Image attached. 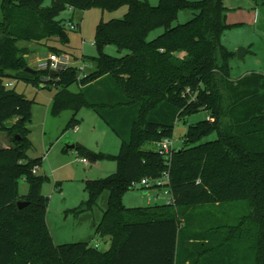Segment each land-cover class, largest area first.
Returning <instances> with one entry per match:
<instances>
[{"label":"trees","instance_id":"1","mask_svg":"<svg viewBox=\"0 0 264 264\" xmlns=\"http://www.w3.org/2000/svg\"><path fill=\"white\" fill-rule=\"evenodd\" d=\"M0 0V132L13 145L0 148V264H264V74L232 79L236 54L221 38L228 27L223 0ZM264 4V0H261ZM127 7L122 19L100 21L95 33V71L79 78L70 67L52 77L48 68L24 71L30 50L22 42L69 45L68 30L57 18L67 11ZM181 11L191 21L175 25ZM163 33L149 40V35ZM114 46L113 57L105 52ZM60 54L55 45L48 47ZM87 57H84V61ZM46 89L56 86L52 115L92 109L121 140L118 155L75 145L92 162L111 160L117 171L88 179V200L73 212L92 211L105 192L109 201L95 224L111 246L53 243L47 225L50 198L33 171L40 160L28 152L27 124L34 100L10 83ZM77 82L80 91H69ZM200 111L208 118L189 126L182 149L170 164L145 144L172 138L177 121ZM16 120L12 126H7ZM77 120H74L76 124ZM74 124V125H75ZM216 134L213 141L204 139ZM19 136V139L16 137ZM171 177L174 203L129 209L124 196L133 182ZM26 179L29 193H18ZM27 201L23 209L18 202ZM204 215L207 225L194 224Z\"/></svg>","mask_w":264,"mask_h":264},{"label":"rangeland","instance_id":"2","mask_svg":"<svg viewBox=\"0 0 264 264\" xmlns=\"http://www.w3.org/2000/svg\"><path fill=\"white\" fill-rule=\"evenodd\" d=\"M148 1L150 4L157 6L160 0H140ZM190 2L199 0H187ZM227 8L228 27L224 31L221 42L225 49L234 52L236 55L229 61L231 65L230 76L232 79H238L249 72L264 74V4L261 0H223ZM50 6V0H46L44 7ZM128 12L127 7H121L114 12L103 11L100 8H91L89 10L74 11L67 9L57 18L64 23L68 30L70 40L68 46L56 42L48 44L55 45L63 54L70 55L82 61L87 57L84 65L83 74L79 71V78L94 72L95 62L91 59L97 57L98 53L94 46L96 28L100 21L109 22L115 19H122ZM193 13L191 11H181L178 15V24H184L191 21ZM73 24V27L70 24ZM163 33L162 29L156 30L149 35V40L159 37ZM30 50L26 57L27 67L33 70L42 69L48 65L50 56L55 54L47 45H36L22 42L20 47ZM246 49L243 60L239 59L237 52L240 49ZM105 52L109 55L123 56L128 52L119 53L114 46H108ZM62 54V53H60ZM79 68L83 64L75 63ZM82 74V75H81ZM17 91L26 96L29 100H34L32 108L31 122L27 124L29 130L28 139L32 143V148L28 152L31 159L40 160L39 168L36 170V176L43 178L42 193L50 198L48 208L47 225L50 229L53 243L75 244L91 243L92 246L98 247L101 251L110 248L111 242H105L96 235L95 224L102 219L103 213L107 209L109 194L105 192L98 202V205L87 213L77 215L73 210L79 207L83 202L88 200L85 192V183L88 179H102L110 176L117 171L118 165L114 161L104 160L92 162L89 158L88 164H83L81 160L86 158L77 149L67 151L65 148L70 147L78 139L88 140V148L92 152L105 153L109 155H118L120 151V140L114 132L106 130L104 122L96 126L92 133L89 125H94L90 120L91 117L98 118L95 113L88 107L81 109L77 114L73 110H64L58 115H52V99L57 92L56 86L41 89L32 85H25L22 81L15 85ZM80 85L75 82L70 85L69 91L77 93ZM50 107L49 120L46 124V112ZM209 114L200 111L196 115L188 117L186 120L177 121L172 138L174 149H182L183 141L188 132V127L197 124V122L207 119ZM74 120L81 123L87 120V127L81 131H75ZM16 120H11L7 126H12ZM105 131L107 132L106 135ZM216 134L204 139V142L213 141ZM48 139H51L49 142ZM48 142H47V141ZM7 143L10 147L13 142L9 135L0 132V148ZM46 143V144H45ZM145 150H151L154 146L145 144ZM18 193L24 197L29 193L30 184L25 179L18 180ZM145 190L140 187L132 189L124 196V205L129 209L137 207H147L152 205H166L167 198L160 195L155 189ZM208 221L202 214L196 218L195 225L201 227L207 225ZM101 242V243H100ZM98 244V245H97Z\"/></svg>","mask_w":264,"mask_h":264},{"label":"built area","instance_id":"3","mask_svg":"<svg viewBox=\"0 0 264 264\" xmlns=\"http://www.w3.org/2000/svg\"><path fill=\"white\" fill-rule=\"evenodd\" d=\"M70 26L73 27V24L71 23ZM48 65H45L43 68H48L49 71H66L70 67H76L82 74L84 72V61H80L75 58H72L70 55L68 56L67 54H53L50 56ZM75 63H80L83 64L82 67H77ZM81 74V75H82ZM83 77V75H82ZM81 77V78H82ZM9 86H13V83H10ZM154 149L159 152L161 156H163L168 162L171 159L172 151L174 150L172 146V141L169 138H166L165 140L156 142L153 144ZM83 163H87V160H83ZM170 164V162H169ZM36 169H34V173H36ZM170 182H171V177H169V172L163 173V175L157 179H148L145 178L142 181L138 182H133L131 188L136 189L140 187L142 190H145V194L147 193L148 190L155 189L158 192V198L160 195L163 194L167 198L166 205L168 204H173L174 203V197L173 193L171 192L170 188Z\"/></svg>","mask_w":264,"mask_h":264},{"label":"crops","instance_id":"4","mask_svg":"<svg viewBox=\"0 0 264 264\" xmlns=\"http://www.w3.org/2000/svg\"><path fill=\"white\" fill-rule=\"evenodd\" d=\"M249 53V51L246 53V54H248ZM245 54V55H246ZM85 57V56H84ZM84 57H83V59H84ZM76 59V58H75ZM82 59V61H84ZM79 60V59H78ZM86 61V60H85ZM85 61H84V64H85ZM13 83V85L15 86L17 83H20V82H15V81H13L12 82ZM25 83V82H24ZM25 85H28V84H26L25 83ZM79 91H80V89H79ZM78 91V92H79ZM77 92V93H78ZM52 105H51V107H53V99H52ZM92 110V109H91ZM49 111H50V107H48V110H47V112H46V115H45V118H46V124H47V121L49 120ZM93 111V110H92ZM74 112V111H73ZM94 112V111H93ZM95 113V112H94ZM95 115H96V113H95ZM97 116V115H96ZM98 118H94V117H91V121L94 123V125H89V130L93 133L94 132V130L96 129V126H100V125H102L101 124V122H104L103 121V119H101L99 116H97ZM101 121V122H100ZM87 124H89V123H87V120L86 121H83L82 123H81V121H79V120H77L76 121V124H75V131L77 132H79V131H81L82 129L84 130L86 127H87ZM104 124H105V126L106 127H104V128H108V129H106V130H108V132H109V130H111L108 126H107V124L104 122ZM81 129V130H80ZM107 134V132L105 131V134L104 135H106ZM119 140H120V138H119ZM47 141V140H46ZM48 141L50 142L51 141V139H48ZM47 141V142H48ZM120 142H121V140H120ZM46 144V143H45ZM76 144H80V145H82L83 147H86L87 145H88V140L87 141H84V140H80V139H78L77 141H75V143L73 144V145H76ZM120 145H121V143H120ZM10 147V144L9 143H7L6 145H4V147H1L2 149H8ZM121 148V147H120ZM67 151H72V149H75V146H74V148H72V149H68V147L67 148H65ZM83 160L84 159H82L81 160V162L83 163ZM83 164H88V161H87V163H83ZM145 194V193H144ZM101 220V219H100ZM106 240H109V238H106V239H102V241L103 242H105ZM101 243V242H100ZM98 245V244H97Z\"/></svg>","mask_w":264,"mask_h":264},{"label":"water","instance_id":"5","mask_svg":"<svg viewBox=\"0 0 264 264\" xmlns=\"http://www.w3.org/2000/svg\"><path fill=\"white\" fill-rule=\"evenodd\" d=\"M247 53V51H246V49H240L238 52H237V56H238V58L239 59H241V60H243V58H244V56H245V54ZM24 71H26L27 73H29V74H32V75H34V74H36V71L35 70H33L32 68H30V67H26L25 69H24ZM59 74H60V72H58V71H51L50 72V75L53 77H57V76H59ZM17 139H19V136H17L16 137ZM74 146L75 145H71L70 147H68V149H72V148H74ZM27 205H29V202H27V201H20V202H18V208L19 209H23V208H25Z\"/></svg>","mask_w":264,"mask_h":264}]
</instances>
